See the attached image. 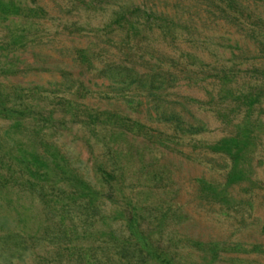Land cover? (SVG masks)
Masks as SVG:
<instances>
[{
  "label": "rangeland",
  "instance_id": "1",
  "mask_svg": "<svg viewBox=\"0 0 264 264\" xmlns=\"http://www.w3.org/2000/svg\"><path fill=\"white\" fill-rule=\"evenodd\" d=\"M15 1L40 9L11 21L30 42L0 57V65L21 69L0 76L3 82L65 98L78 93L88 110L157 125L172 150L121 132L109 139L112 149L99 141L91 153L76 124L49 131L60 147L49 156L22 146L13 154L22 168L15 176L40 180L53 176L52 156L62 154L95 181L90 162L97 155L123 175L125 195L141 216L117 218L118 194L103 204L104 220L77 222L71 243L57 244L43 232L33 189L0 188V264H74L78 254L100 264H264V97L245 116L218 95L223 67L248 68V86L264 83V73L253 70H264V0ZM136 5L159 19L114 21ZM171 114L204 130L178 138L174 122H154ZM12 125L0 119V135L26 140L31 127ZM223 137L239 139L231 140L232 152L211 151Z\"/></svg>",
  "mask_w": 264,
  "mask_h": 264
},
{
  "label": "trees",
  "instance_id": "2",
  "mask_svg": "<svg viewBox=\"0 0 264 264\" xmlns=\"http://www.w3.org/2000/svg\"><path fill=\"white\" fill-rule=\"evenodd\" d=\"M37 9L40 8L22 5L20 1L0 0V23L8 22L5 25L0 24V57L7 58L10 53L14 54L30 42L24 35L17 34L15 28L10 25L14 17L29 16V12L34 13ZM136 14L142 15L146 22L159 19L153 12L136 5L126 7L114 21L120 23L125 16ZM233 67L229 70L224 67L219 70L218 78L221 85L218 95L222 92V98L228 100L226 107L235 105L243 109V114L247 116L248 105L257 102L261 96L264 97V83L248 86V81L243 79V76H248V68L242 71L234 70ZM253 70L264 73V70L261 71L258 67ZM20 71L21 69L13 63L4 62L0 65V76L3 77ZM51 93L52 91L37 85L22 87L14 83H5L0 78V119L10 120L12 126L31 127L24 141L16 139L13 133L5 132L0 135V188L18 185L33 189L42 205L41 212L45 220L43 232L52 235V238L57 240V244L71 243L76 233L77 222L88 227L95 221L104 220L107 216L102 213L103 204L106 201L116 202L114 198L118 194H121L123 202L117 218L125 222L139 218L141 214L125 195L123 175L116 173L113 167L109 168L97 155L90 162L91 170L97 174L95 181L85 174L79 164L70 165L64 155L53 157L52 153L50 156L54 161L52 168L54 174L50 179L40 180L32 173L26 177L23 174L15 176L16 166L19 165L18 169L22 168L13 154L22 146H33L36 152L38 149L49 156L50 149L57 151L60 148L53 145L54 141L50 139L49 131L54 132L67 124L78 125L82 132L81 141L91 153L93 146L99 141H102V145L108 150L112 149L108 145L109 139H116L121 132H128L131 137H140L146 143L153 142L157 146L172 150V147L165 143L168 139H164L163 131L157 125L152 127L151 124L147 125L137 118L124 119L115 112L107 110H88L87 106L77 103L78 93L69 98L50 95ZM166 120L174 122L172 131L178 138L204 130L201 123H185L173 114L161 120L157 118L154 122L159 124ZM106 136L108 140H105ZM234 139L239 140L235 137ZM234 139L223 137L213 142L209 149L213 152L229 154L232 152L230 142ZM238 152L236 151L235 154ZM37 154L38 152L35 153ZM234 173L235 169L232 171V174ZM206 190L212 193L215 191L211 185H208ZM70 256L68 257L72 259L73 256ZM72 261L74 264H100L98 259H84V256L81 257L79 254Z\"/></svg>",
  "mask_w": 264,
  "mask_h": 264
}]
</instances>
